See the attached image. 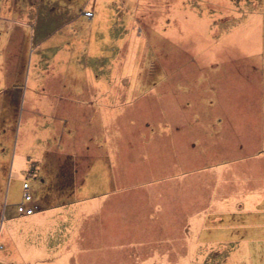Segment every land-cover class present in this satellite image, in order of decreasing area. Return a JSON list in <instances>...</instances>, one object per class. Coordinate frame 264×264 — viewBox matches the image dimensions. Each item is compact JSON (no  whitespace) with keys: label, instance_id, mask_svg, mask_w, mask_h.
I'll return each instance as SVG.
<instances>
[{"label":"rangeland","instance_id":"374dc122","mask_svg":"<svg viewBox=\"0 0 264 264\" xmlns=\"http://www.w3.org/2000/svg\"><path fill=\"white\" fill-rule=\"evenodd\" d=\"M1 4L0 264H264V0Z\"/></svg>","mask_w":264,"mask_h":264},{"label":"crops","instance_id":"0c3cea01","mask_svg":"<svg viewBox=\"0 0 264 264\" xmlns=\"http://www.w3.org/2000/svg\"><path fill=\"white\" fill-rule=\"evenodd\" d=\"M6 2H8L9 0H5ZM2 3V0H0V13H2V7H1V4ZM14 19H16V18H14ZM17 20V19H16ZM2 21H3V18H0V29H1V25L3 24L2 23ZM13 33H8V36H4L3 37V33H2V30H1V40L2 41H4V39H6L5 41V43L3 44V46H4V48L6 49V50H8V49H11L12 48V50H11V52L10 53H7L6 54V57H5V61L4 62H2V60L0 61V67H3V69H2V72H0V89H2V91L3 92H9L10 90V88H13V86L15 85L16 86V84H17V82H16V80L14 79V74L12 73V70H13V72H16V68H17V66H16V64H18L17 62H15L16 61V59H15V61L13 62V60H11L10 59V56H17L18 54H19V49H21L20 48V45H19V43L21 42V41H19V37H18V35H16V34H14V32L15 33H19V31H20V28L18 27V26H16V27H14L13 28ZM17 39V44H16V48L15 49H13V47H12V43L15 41ZM22 47V46H21ZM1 58V57H0ZM15 58V57H14ZM13 58V59H14ZM263 152V151H262ZM264 155V154H263ZM263 158V157H262ZM258 165V164H257ZM77 169V168H76ZM75 171V170H74ZM78 175H79V173H78ZM78 175H77V171H76V173H74V176H75V179L78 177ZM256 175H257V173H256ZM77 176V177H76ZM25 184V183H24ZM24 187V186H23ZM30 187H31V185H30ZM257 198V199H256ZM264 199V196H257L256 197V195L255 196H253V198H252V201L255 203L256 202V200H258V205H256V206H254V209L253 210H251V213H259V216H258V218L259 217H262V214L264 215V211L263 210H261V208H260V206L262 205V203H261V201ZM261 203V204H260ZM29 206H32V207H34L33 206V204H29ZM39 208V207H38ZM38 211H39V209H38ZM59 213V211L58 210H53V211H49L48 213H46L45 215L46 216H55L56 214H58ZM37 214V212L35 213V214H33V215H31V216H28L29 217V219L28 220H32L33 222H37V220H39L40 219V217H37V219L34 217L35 215ZM44 215V216H45ZM24 216H26V215H24ZM264 217V216H263ZM217 217H215V219H216ZM214 224H219V222H214ZM228 224H230L231 226H234L235 224H232V223H228ZM250 225V224H249ZM252 225V224H251ZM253 227H250L249 226V228H264V219L263 220H261L260 222H257V223H255V224H253L252 225ZM255 238H251V241H249V242H252V241H254V242H256V240H254ZM219 243H221V242H217V243H214V244H219Z\"/></svg>","mask_w":264,"mask_h":264},{"label":"built area","instance_id":"2783aa9c","mask_svg":"<svg viewBox=\"0 0 264 264\" xmlns=\"http://www.w3.org/2000/svg\"><path fill=\"white\" fill-rule=\"evenodd\" d=\"M88 15H91V13H87ZM33 196L30 193V184L25 183L24 184V198L23 202L18 205V211L22 215H32L36 210L35 207L29 206L31 202H33Z\"/></svg>","mask_w":264,"mask_h":264}]
</instances>
